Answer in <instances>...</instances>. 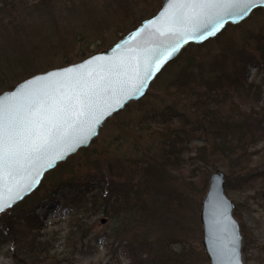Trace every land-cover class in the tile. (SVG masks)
I'll return each mask as SVG.
<instances>
[{
	"label": "rangeland",
	"instance_id": "1",
	"mask_svg": "<svg viewBox=\"0 0 264 264\" xmlns=\"http://www.w3.org/2000/svg\"><path fill=\"white\" fill-rule=\"evenodd\" d=\"M33 1L38 0H0V29L4 34L0 38L1 57L5 59L12 52L17 64L23 58L28 60L26 65L2 74L0 93L33 74L110 47L156 13L164 0H49L43 4L40 0L37 9L27 5ZM260 34H264V8L254 10L239 24L228 25L202 45L189 44L156 77L144 99L108 119L89 147L46 175L38 190L17 211L36 209L50 249L47 264H130L127 247L146 239L152 243L162 241L176 251L179 255L175 264H210L202 243L200 213L215 168L197 158L198 148L205 143V131L200 136L194 132L184 134L182 150L170 153L179 157L169 162V147L164 148V139L169 132H180L186 117L187 129L195 120L190 109L192 99L179 93L171 81L190 60L204 67L225 51L240 49L258 57ZM228 63L231 71L232 60ZM16 71L20 74L13 75ZM247 78L261 84L264 90V66L259 69L251 65ZM169 125L174 127L170 130ZM252 150L259 152L252 156L248 174L264 171V139ZM218 168L227 171L224 165ZM153 170L159 177L149 174ZM107 181L126 186L135 199L141 196L136 208L132 210L127 203L128 208L119 216H114V211L92 217L83 212L84 232L70 235L78 222L73 201L68 204L66 199L67 195H75L74 182H90L93 191L82 193L84 198H90ZM226 193L235 205L240 204L236 218L241 226L245 225L244 262L264 264V178L242 187L226 184ZM117 197L119 202L123 200L120 193ZM18 253L20 256L16 246L5 243L0 248V264H18L14 258Z\"/></svg>",
	"mask_w": 264,
	"mask_h": 264
},
{
	"label": "water",
	"instance_id": "2",
	"mask_svg": "<svg viewBox=\"0 0 264 264\" xmlns=\"http://www.w3.org/2000/svg\"><path fill=\"white\" fill-rule=\"evenodd\" d=\"M198 3L164 0L156 13L110 47L33 74L0 93V104L12 108L15 117V135L6 144L11 152L0 167V216L35 193L49 172L89 147L108 119L144 99L156 77L186 46L215 38L228 25L264 8V0H251L246 15L222 6L205 8L207 15H202ZM209 19L222 23L212 35H207L212 31ZM159 60L163 62L157 69ZM226 184V173L215 169L200 213L203 248L210 264H246L242 226Z\"/></svg>",
	"mask_w": 264,
	"mask_h": 264
},
{
	"label": "trees",
	"instance_id": "3",
	"mask_svg": "<svg viewBox=\"0 0 264 264\" xmlns=\"http://www.w3.org/2000/svg\"><path fill=\"white\" fill-rule=\"evenodd\" d=\"M41 1L43 4L49 0ZM39 4L40 0L27 5L37 9ZM3 37L0 29V38ZM256 48L259 52L258 57L254 53L248 54L244 49L230 50L218 55L213 62L204 67L190 60L174 77L171 85L179 93L186 94L187 98L192 99L190 109L195 120L191 129H187L189 119L186 117L184 123L179 126L181 131L175 135L169 132L168 138L164 139V148L169 147L167 151L169 162L172 163L179 157L170 153L175 149L182 150L183 147L180 145L185 142L184 134L194 132L200 136L201 132L205 131V143L198 148L197 158L205 165H213L215 169L224 165L227 170L225 171L227 186L242 187L258 178H264V171L247 173L253 161L252 156L259 152L252 150V147L264 139V104H261L264 90L261 84L248 81L247 78L251 65H257L259 69L264 66V34L257 37ZM2 51L0 41V78L2 74L7 75L28 63V60L23 58V62L17 64L12 52L4 59L1 57ZM228 60H232L231 71ZM18 74L20 72L16 71L13 75ZM173 127L169 125L170 130ZM209 172L206 171V174ZM149 174L159 177L157 170L149 171ZM76 184L77 189L73 190L75 195L66 196L67 203L73 201L77 210L74 216L78 217V222L75 226L76 231L70 232L72 236L84 232L85 217L81 215L83 212L84 215L89 214L88 217L99 212L110 214L111 211H114L112 212L114 216H119L128 208V204L132 210L136 208V202L141 198L137 195L135 199L126 186L121 187L120 184L111 181L101 184L102 186L100 185L98 191L90 198H84L82 193L93 191L94 186L90 182L81 184L74 182L73 185ZM118 193L123 195L120 202ZM23 202L0 216V248L5 243L16 246L21 253L20 256L19 253L14 255L18 264H47L50 249L43 233L45 227L35 208L17 211V207ZM108 207L111 208L110 211ZM81 208L85 211H81ZM239 213L240 204H236L234 214L239 216ZM131 216H134V213ZM244 227L242 224L243 229ZM126 254L131 259L130 264H175L179 255L162 241L152 243L148 239L138 243L131 242Z\"/></svg>",
	"mask_w": 264,
	"mask_h": 264
},
{
	"label": "snow or ice",
	"instance_id": "4",
	"mask_svg": "<svg viewBox=\"0 0 264 264\" xmlns=\"http://www.w3.org/2000/svg\"><path fill=\"white\" fill-rule=\"evenodd\" d=\"M250 5L251 0H199V3L196 6L201 9L199 14L202 15H207L203 9L218 6L224 8H236L240 10L241 15H246ZM181 6L183 7L184 5ZM169 20H171V17H168L163 23L166 25ZM208 23L212 25V31L208 32L207 35L214 34L220 27H222V23L219 20H217L215 24H212V20L209 19ZM167 30L171 31L170 28ZM203 38L204 36L200 37V39ZM177 47H179V45H177ZM173 51H175V49H173ZM169 55H171V53H169ZM163 59H167V57L165 56ZM162 62L163 60L157 61L155 67L158 69ZM12 112V108L0 104V167L4 164L6 154L11 152V149L6 148V144L15 135V117ZM2 209L3 206L0 205V210Z\"/></svg>",
	"mask_w": 264,
	"mask_h": 264
}]
</instances>
